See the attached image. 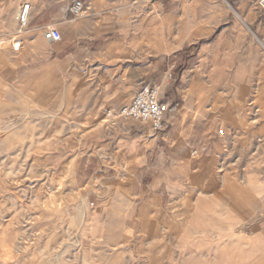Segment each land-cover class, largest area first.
Wrapping results in <instances>:
<instances>
[{"label": "rangeland", "instance_id": "rangeland-1", "mask_svg": "<svg viewBox=\"0 0 264 264\" xmlns=\"http://www.w3.org/2000/svg\"><path fill=\"white\" fill-rule=\"evenodd\" d=\"M82 1V17L93 6L107 10L109 23L123 33V48L135 42L126 58L131 62L169 53L150 43L179 29V18L160 23L163 9L168 15L185 10L189 19L192 10L210 4L218 12L205 35L185 46L200 47L230 22L246 34L235 0H163V8L158 0ZM20 2L31 4L34 16L40 0H0V43L8 44L0 45L2 53L8 50L5 57L0 53V264H264V239L257 234L264 214L261 39L253 37L251 95L238 102L229 95L214 98L220 121L209 148L191 157L194 166L149 160L152 138L142 139L136 177L119 174L103 190L97 170L108 140L107 113L91 122L88 107L96 98L76 95L74 86L87 78L103 85L110 79L102 69L92 75L89 67L65 65L60 73L46 69V79L24 85L22 68L36 77L60 47L45 42L43 31L54 26L62 38L63 33L56 25L38 28L31 21L19 30ZM67 3L61 1L62 9ZM247 10L253 18L259 15L253 3ZM10 41L20 42V50L13 52ZM210 100L206 97L207 104ZM151 165L159 168L152 177L144 171ZM152 182H162L167 191L163 204L140 194Z\"/></svg>", "mask_w": 264, "mask_h": 264}, {"label": "crops", "instance_id": "crops-1", "mask_svg": "<svg viewBox=\"0 0 264 264\" xmlns=\"http://www.w3.org/2000/svg\"><path fill=\"white\" fill-rule=\"evenodd\" d=\"M10 1L12 0H8ZM61 1L40 0V4L36 6V14L31 15L34 27L56 25L61 29L63 38L58 51L50 54L46 63L38 69L36 77H29L26 72L29 70L28 66L22 68L25 72L21 76L24 85L32 80L38 83L46 79V69L60 73L61 67L65 65H70L74 70L84 66L91 69L92 75H97L98 70L102 69V75L110 79L108 84L103 85L98 80L87 78L82 85L78 83L74 86L76 95L96 98L95 103L88 107L91 122L97 116L103 117L105 113L117 111L126 105V101L129 103L134 92L147 83L159 86L160 99L169 107L166 125L158 135H152L147 125L143 124V128H140L107 115L108 140L105 143L106 151L99 154L101 165L100 170H97L101 171L100 181L106 186L103 190H109L112 178L119 174L128 178L136 177L141 169V162L137 159L142 150V139L146 142L147 138H152L149 141L151 148L146 151L149 160L194 166L191 157L196 152L203 154L209 148L215 136L213 130L220 121V117L214 115L221 111L219 105L214 103V98L229 95L238 102L251 95L252 79L247 73L253 68V37H259L264 45V17L258 12L259 15L253 18L247 10L248 4L256 5L257 0L234 2L238 18L245 22V35L230 22L214 39L196 48L192 43L186 46L184 44L205 35L208 24L218 16L213 5L199 11L192 10L190 19L185 10L180 9L168 15V11L163 9L160 23L167 26L168 16L179 18V29L176 35L160 33V39L152 37L150 43L155 48L160 45L163 49L169 48V53L150 55L137 62L127 61L128 54L136 44L134 42L123 48L122 31L116 30L107 19L110 12L93 6L81 19L73 18L62 9ZM162 2L163 0H158L161 8ZM22 3L24 2L19 4ZM2 44L4 43H0ZM4 45L8 46L7 43ZM21 46L20 43V48ZM7 52L8 50L3 53L0 51L3 57ZM206 97H211L208 104ZM170 167L168 166V173ZM158 169L157 165L154 168L151 165L144 171L148 170V175L152 177ZM154 182L144 187L140 194L147 195L149 201L163 204L167 191L162 190V182L153 186ZM227 202L237 206L233 198H229ZM258 224L257 234H261L264 239V214Z\"/></svg>", "mask_w": 264, "mask_h": 264}, {"label": "built area", "instance_id": "built-area-1", "mask_svg": "<svg viewBox=\"0 0 264 264\" xmlns=\"http://www.w3.org/2000/svg\"><path fill=\"white\" fill-rule=\"evenodd\" d=\"M256 7L264 17V0H257ZM85 9V3L82 0H68L66 12L73 18L81 17ZM32 6L25 2L20 5L16 22L19 30L26 29L31 21ZM43 40L50 44H58L62 41L60 32L54 27H48L43 31ZM17 42L15 45H19ZM14 46V51L17 50ZM169 107L160 99V88L155 84H142L133 94L127 105H124L115 112L107 115L132 120L148 126L152 135H158L166 125Z\"/></svg>", "mask_w": 264, "mask_h": 264}, {"label": "bare ground", "instance_id": "bare-ground-1", "mask_svg": "<svg viewBox=\"0 0 264 264\" xmlns=\"http://www.w3.org/2000/svg\"><path fill=\"white\" fill-rule=\"evenodd\" d=\"M17 42H15V41H11V45H12V50L14 51V46H17V50H19V48H20V44L19 45H15Z\"/></svg>", "mask_w": 264, "mask_h": 264}]
</instances>
